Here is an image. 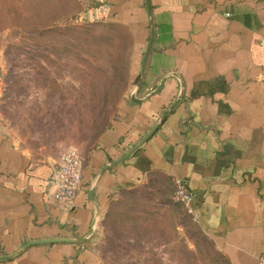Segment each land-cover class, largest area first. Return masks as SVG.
<instances>
[{"label":"crops","instance_id":"obj_1","mask_svg":"<svg viewBox=\"0 0 264 264\" xmlns=\"http://www.w3.org/2000/svg\"><path fill=\"white\" fill-rule=\"evenodd\" d=\"M106 6L107 24L131 41L130 85L141 75L151 25L146 0H78ZM155 38L138 98L83 158L74 206L56 202L51 178L61 155L0 130V264H104L100 226L125 190L153 176L185 181L200 229L230 264L264 256V0H150ZM156 133L98 179L100 216L89 190L104 167L138 145L180 94ZM45 242V243H36ZM34 243L26 247L28 244Z\"/></svg>","mask_w":264,"mask_h":264},{"label":"rangeland","instance_id":"obj_2","mask_svg":"<svg viewBox=\"0 0 264 264\" xmlns=\"http://www.w3.org/2000/svg\"><path fill=\"white\" fill-rule=\"evenodd\" d=\"M84 10L78 0H0V130L59 156L86 158L136 86L126 33L81 21ZM173 194L155 176L118 194L100 226L104 264H230Z\"/></svg>","mask_w":264,"mask_h":264},{"label":"built area","instance_id":"obj_3","mask_svg":"<svg viewBox=\"0 0 264 264\" xmlns=\"http://www.w3.org/2000/svg\"><path fill=\"white\" fill-rule=\"evenodd\" d=\"M108 9L106 6L86 8L81 21L96 22L106 21ZM83 161L79 152L75 149L66 150L60 157L57 168L51 178V184L56 189L55 199L57 204L64 210H70L83 184ZM174 200L184 210L194 217L193 202L194 195L188 184L181 179H174ZM195 221H197L195 219ZM260 264H264V256L260 258Z\"/></svg>","mask_w":264,"mask_h":264},{"label":"water","instance_id":"obj_4","mask_svg":"<svg viewBox=\"0 0 264 264\" xmlns=\"http://www.w3.org/2000/svg\"><path fill=\"white\" fill-rule=\"evenodd\" d=\"M146 6H147V10H148V14L150 17V25H151V36H150V40H149V44L146 50V53L144 55V60H143V64H142V71H141V75H140V79L139 82L135 88V91L133 92V94L131 95V100L134 104H140L142 103L144 100H146L147 98H149L150 96H152L153 94H156L157 92L161 91L164 82L166 81V79L168 77H177L175 74L173 75H169L166 78H164L160 84L152 91H149L145 96H143L142 98H138V95L140 93V91L142 90V87L144 85L145 79H146V74H147V63H148V59H149V55L150 52L152 50V44L155 38V25H154V20H153V16H152V11H151V5H150V0H146ZM183 82L180 79V94L177 98V100L175 101V103L170 106V108L167 109V111L162 115V117L159 119V121L157 122V124L151 129V131L147 134V136H145L143 138V140L136 145L125 157H123L121 160L114 162L106 167L103 168V170L100 172V174L96 177L95 181L92 183L90 190H89V194H90V198L93 201V203L95 204V217L93 220V224H92V231L91 234H93L94 232V227L96 225V222L100 216L99 213V209L98 206L96 204L95 201V189H96V184L98 182V179L101 177V175L108 169H111L113 167H115L116 165L125 162L127 159H129L144 143H146L155 133L156 131L159 129V127L163 124L164 120L167 118V116L172 112V110L175 108V106L181 101L182 99V95H183ZM36 243H45V242H36ZM34 243L28 244L26 247L33 245Z\"/></svg>","mask_w":264,"mask_h":264},{"label":"trees","instance_id":"obj_5","mask_svg":"<svg viewBox=\"0 0 264 264\" xmlns=\"http://www.w3.org/2000/svg\"><path fill=\"white\" fill-rule=\"evenodd\" d=\"M104 22H106V21H104ZM107 23V22H106ZM128 40H130L129 38H127ZM139 79H140V75L139 76H137V78H135V80L133 81V84H135V85H137L138 84V81H139Z\"/></svg>","mask_w":264,"mask_h":264}]
</instances>
